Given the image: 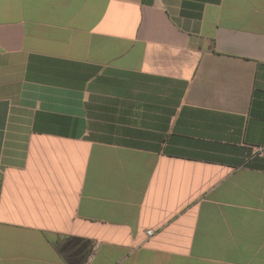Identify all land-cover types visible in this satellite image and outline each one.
I'll list each match as a JSON object with an SVG mask.
<instances>
[{
    "label": "crops",
    "instance_id": "obj_1",
    "mask_svg": "<svg viewBox=\"0 0 264 264\" xmlns=\"http://www.w3.org/2000/svg\"><path fill=\"white\" fill-rule=\"evenodd\" d=\"M0 257L264 264V0H0Z\"/></svg>",
    "mask_w": 264,
    "mask_h": 264
},
{
    "label": "built area",
    "instance_id": "obj_2",
    "mask_svg": "<svg viewBox=\"0 0 264 264\" xmlns=\"http://www.w3.org/2000/svg\"><path fill=\"white\" fill-rule=\"evenodd\" d=\"M260 151H261V150H260ZM147 234H148L149 236H151V235L153 234V230H149V231H147ZM0 264H2L1 257H0ZM84 264H90V259H89L86 263H84Z\"/></svg>",
    "mask_w": 264,
    "mask_h": 264
}]
</instances>
